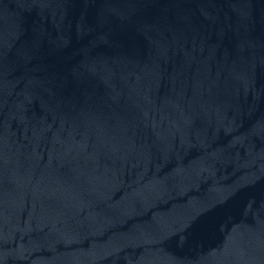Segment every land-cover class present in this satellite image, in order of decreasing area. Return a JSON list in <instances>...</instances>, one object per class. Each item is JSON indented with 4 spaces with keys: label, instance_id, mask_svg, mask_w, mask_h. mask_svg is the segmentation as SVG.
<instances>
[{
    "label": "water",
    "instance_id": "95a60500",
    "mask_svg": "<svg viewBox=\"0 0 264 264\" xmlns=\"http://www.w3.org/2000/svg\"><path fill=\"white\" fill-rule=\"evenodd\" d=\"M0 264H264V0H0Z\"/></svg>",
    "mask_w": 264,
    "mask_h": 264
}]
</instances>
